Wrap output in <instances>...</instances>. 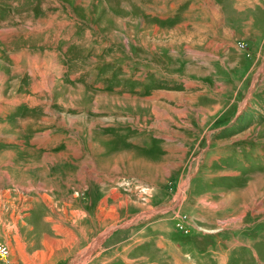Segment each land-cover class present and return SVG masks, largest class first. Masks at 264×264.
I'll list each match as a JSON object with an SVG mask.
<instances>
[{
  "label": "rangeland",
  "instance_id": "374dc122",
  "mask_svg": "<svg viewBox=\"0 0 264 264\" xmlns=\"http://www.w3.org/2000/svg\"><path fill=\"white\" fill-rule=\"evenodd\" d=\"M150 4L0 0L2 264H264V0Z\"/></svg>",
  "mask_w": 264,
  "mask_h": 264
},
{
  "label": "crops",
  "instance_id": "0c3cea01",
  "mask_svg": "<svg viewBox=\"0 0 264 264\" xmlns=\"http://www.w3.org/2000/svg\"><path fill=\"white\" fill-rule=\"evenodd\" d=\"M155 3H161V0H152V4H155ZM152 4H150V6H152V9H161V6H159V5H157V6H155V5H152ZM148 8V7H147ZM149 9V8H148ZM149 16H150V18L149 19H152L154 22H157L158 20L157 19H161V18H167V19H169L170 18V12L169 11H167V13H164L165 15H162L163 13H161V14H159V12H157L156 10H149V12H146ZM162 16H164V17H162ZM157 17H159V18H157ZM157 18V19H156ZM172 18H174V15H172ZM167 19H165V20H167ZM157 20V21H156ZM162 20H164V19H162ZM48 29H49V27H47V28H45V33H47V31H48ZM39 33H44V29L42 30V31H40V32H38V34ZM46 36L44 35V34H40V38L39 39H37L35 42H34V44H36V46H40V45H43V43L44 42H46V41H44L43 39L45 38ZM36 48H38V47H36ZM261 105H263V104H261ZM264 107V106H263ZM264 109V108H263ZM47 142L49 141V143L51 144V142H53L54 140H53V138L50 136V137H47V140H46ZM46 141H45V144H46ZM43 221H45V220H43ZM44 241L45 242H47V244L49 243V237L48 236H44ZM52 242V241H51ZM49 246L47 245V246H45V249H46V251H50L49 250ZM24 253V252H23ZM49 253V252H48ZM43 254H45V252L44 253H42V256L41 257H43ZM37 255V254H36ZM38 256V255H37ZM25 257V256H24ZM28 257V256H27ZM25 259H26V257H25ZM43 259V258H42ZM49 260H50V258H49ZM23 260H21V262H22ZM33 264H39V263H36V262H32ZM31 263V264H32ZM18 264V263H17ZM43 264H44V262H43ZM51 264V263H50Z\"/></svg>",
  "mask_w": 264,
  "mask_h": 264
},
{
  "label": "built area",
  "instance_id": "2783aa9c",
  "mask_svg": "<svg viewBox=\"0 0 264 264\" xmlns=\"http://www.w3.org/2000/svg\"><path fill=\"white\" fill-rule=\"evenodd\" d=\"M4 256L6 258H8L9 256V250L6 246H2L0 247V264H2L3 262H5L6 260H4Z\"/></svg>",
  "mask_w": 264,
  "mask_h": 264
},
{
  "label": "bare ground",
  "instance_id": "6f19581e",
  "mask_svg": "<svg viewBox=\"0 0 264 264\" xmlns=\"http://www.w3.org/2000/svg\"><path fill=\"white\" fill-rule=\"evenodd\" d=\"M4 260H7V258L4 256V258H3Z\"/></svg>",
  "mask_w": 264,
  "mask_h": 264
}]
</instances>
